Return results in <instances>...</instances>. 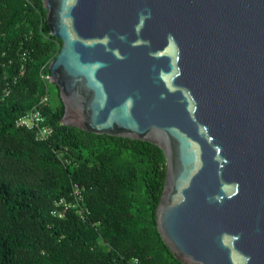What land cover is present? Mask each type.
Instances as JSON below:
<instances>
[{"label": "water", "instance_id": "obj_1", "mask_svg": "<svg viewBox=\"0 0 264 264\" xmlns=\"http://www.w3.org/2000/svg\"><path fill=\"white\" fill-rule=\"evenodd\" d=\"M61 123L166 160L157 231L182 264H264V0H42Z\"/></svg>", "mask_w": 264, "mask_h": 264}, {"label": "trees", "instance_id": "obj_2", "mask_svg": "<svg viewBox=\"0 0 264 264\" xmlns=\"http://www.w3.org/2000/svg\"><path fill=\"white\" fill-rule=\"evenodd\" d=\"M45 15L42 0H0V264H182L156 228L163 151L61 123L48 64L62 40ZM34 105L52 127L46 140L15 125ZM73 182L89 214L52 216Z\"/></svg>", "mask_w": 264, "mask_h": 264}, {"label": "built area", "instance_id": "obj_3", "mask_svg": "<svg viewBox=\"0 0 264 264\" xmlns=\"http://www.w3.org/2000/svg\"><path fill=\"white\" fill-rule=\"evenodd\" d=\"M47 99L48 96L45 94L40 102ZM15 125L33 130L37 140H46L52 134V127L45 123V117L35 105L25 113L19 115L15 119ZM68 211H72L80 219H85L89 214V210L84 203L83 189L75 182L71 184L67 195L53 200L50 213L52 216L61 219L65 217Z\"/></svg>", "mask_w": 264, "mask_h": 264}]
</instances>
